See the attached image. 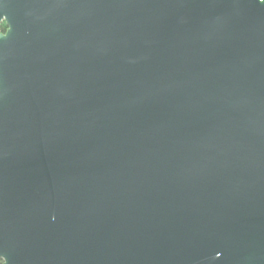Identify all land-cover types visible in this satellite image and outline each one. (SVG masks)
I'll list each match as a JSON object with an SVG mask.
<instances>
[{
  "label": "water",
  "instance_id": "1",
  "mask_svg": "<svg viewBox=\"0 0 264 264\" xmlns=\"http://www.w3.org/2000/svg\"><path fill=\"white\" fill-rule=\"evenodd\" d=\"M1 264H264V0H0Z\"/></svg>",
  "mask_w": 264,
  "mask_h": 264
},
{
  "label": "trees",
  "instance_id": "2",
  "mask_svg": "<svg viewBox=\"0 0 264 264\" xmlns=\"http://www.w3.org/2000/svg\"><path fill=\"white\" fill-rule=\"evenodd\" d=\"M5 31V26L4 24H0V32H4ZM1 264V263H0Z\"/></svg>",
  "mask_w": 264,
  "mask_h": 264
}]
</instances>
